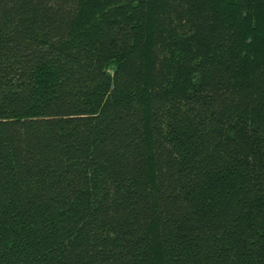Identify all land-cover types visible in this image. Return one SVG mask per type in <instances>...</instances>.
<instances>
[{"label":"trees","instance_id":"16d2710c","mask_svg":"<svg viewBox=\"0 0 264 264\" xmlns=\"http://www.w3.org/2000/svg\"><path fill=\"white\" fill-rule=\"evenodd\" d=\"M0 264H264V0H0Z\"/></svg>","mask_w":264,"mask_h":264}]
</instances>
